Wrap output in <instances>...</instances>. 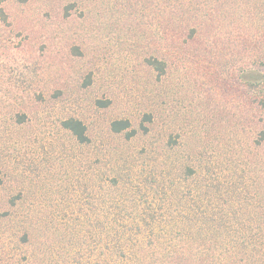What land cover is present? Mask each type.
Masks as SVG:
<instances>
[{
    "label": "trees",
    "instance_id": "obj_1",
    "mask_svg": "<svg viewBox=\"0 0 264 264\" xmlns=\"http://www.w3.org/2000/svg\"><path fill=\"white\" fill-rule=\"evenodd\" d=\"M109 1L100 32L143 53L138 115H109L111 91L80 112L93 0H50L34 25L0 0L35 59L0 69L17 129L0 133V264H264V0ZM44 102L61 114L38 156L19 132Z\"/></svg>",
    "mask_w": 264,
    "mask_h": 264
},
{
    "label": "rangeland",
    "instance_id": "obj_2",
    "mask_svg": "<svg viewBox=\"0 0 264 264\" xmlns=\"http://www.w3.org/2000/svg\"><path fill=\"white\" fill-rule=\"evenodd\" d=\"M4 1V3H6V10L16 24L23 21L22 23H27V25H34L35 21H38L40 16H42L47 9L51 8L50 0H32L30 4L20 7H18L16 0ZM55 1H57V6L61 4V0ZM110 3L109 0H93L91 5L88 4L87 7L82 9L78 8L76 15L80 16L81 13H83L84 15L82 17H84L86 14L88 26L95 31L99 30V26L110 18L107 15L108 9H110L108 8ZM2 25H4V23L0 21V69L5 65L17 64L25 54L27 56V62L31 63L35 61L34 58H31L33 54L26 50L28 49L26 35L29 31L27 30L23 35L19 36V32L13 26L6 29L4 27L2 28ZM134 43L135 40L126 33L116 31L115 29H111L110 31L105 30L103 32L99 30V34L95 37L94 41L90 43L93 52L92 59H94L92 67L95 72V81L91 88L82 91L81 113L86 114L87 111L91 109L92 101L109 91L113 92L115 97H118H116V100L119 103L112 113H108L109 115H138V113H140L143 109L142 104L147 101L145 99L146 97L141 98V92H139L133 82H130L133 79L130 73L134 65L137 66L142 62L143 53ZM140 83L144 84V81H140ZM3 88L4 87L0 85V133L7 128H14L11 115L16 111V109L12 110V112L5 110V104L3 102L13 101L14 98L13 96H9ZM18 97L20 96L18 95ZM6 113H8L7 115L9 116H5ZM49 113L51 116L57 117L61 114V111L59 108H51L49 102L42 103L35 113H30L33 118L31 119L32 123L26 127L28 131L25 132L22 130L19 132V136H23V140H28V142H26L27 146H29L28 149H31L37 144L35 143V133L39 135L41 141L45 142L39 144L37 155L42 154V145H44V147H49V140L57 136L56 129L51 126L52 124L50 125V122H45L51 117ZM104 117L106 116L104 115ZM209 129L210 126L205 127L204 132L209 131ZM13 130L17 129L14 128ZM14 138L17 137L15 136ZM66 139H68L67 141L70 144L73 143L69 136H66ZM210 147L211 150L215 152V146L212 144ZM215 154H217V152ZM45 158L46 155L45 157H41L40 160H44ZM59 176L58 174V177H55V181H60L62 179L60 178L58 180ZM62 182L64 183L65 180L63 179ZM66 190L70 192L73 191L69 186H66Z\"/></svg>",
    "mask_w": 264,
    "mask_h": 264
}]
</instances>
